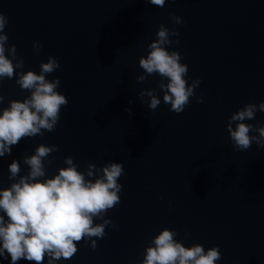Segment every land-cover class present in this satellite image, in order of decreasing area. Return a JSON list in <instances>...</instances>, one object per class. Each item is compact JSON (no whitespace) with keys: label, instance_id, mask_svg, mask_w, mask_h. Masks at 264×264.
Wrapping results in <instances>:
<instances>
[{"label":"water","instance_id":"obj_1","mask_svg":"<svg viewBox=\"0 0 264 264\" xmlns=\"http://www.w3.org/2000/svg\"><path fill=\"white\" fill-rule=\"evenodd\" d=\"M0 11L8 17L6 48L15 45L24 60L16 72L39 74L41 62L55 57L60 68L46 78H59L57 91L69 101L53 132L22 139L0 157V188L14 182V159L27 174L23 157L40 144L58 149L44 161L41 180L58 174L69 156L81 172L88 163L124 168L120 203L104 217L118 227L93 237L95 250L82 240L70 260L56 264H140L164 228L185 247L219 246L216 264H264V148L253 142L237 150L227 131L234 112L264 102V0H165L162 8L146 0H0ZM170 13L184 22L174 24ZM161 24L179 32L167 49L181 53L188 83L201 80L180 114L163 102L159 84L167 80L137 81L144 75L139 58ZM34 42L42 45L38 55ZM16 78L0 81V110L30 95ZM150 89L161 100L154 111L139 95ZM245 122L264 126V112Z\"/></svg>","mask_w":264,"mask_h":264},{"label":"clouds","instance_id":"obj_2","mask_svg":"<svg viewBox=\"0 0 264 264\" xmlns=\"http://www.w3.org/2000/svg\"><path fill=\"white\" fill-rule=\"evenodd\" d=\"M146 2L161 8L165 5V0ZM169 19L174 24L184 22L171 13ZM7 24L8 17L0 11V81L18 77L15 83L30 95L22 101L12 100L8 107L0 110V157L11 155L12 147L22 139L43 136L42 130L53 132L60 120L61 108L69 103L66 96L57 91L59 78L51 81L46 78L60 68L55 57L49 56L47 62H41L39 74L32 70L16 72L25 65L24 60L17 57L15 45L6 48ZM173 36H179V32L170 31L164 24L159 26L156 39L147 46L146 57L139 58L144 75L138 76L137 81L145 82L148 76L157 74L167 80L166 84H159L164 91L163 102L170 105V111L180 114L195 95L201 80L197 78L188 83V65L181 62V53L167 49L172 43H179L171 39ZM41 48L42 45L33 43L34 54L38 55ZM154 92L155 89H150L139 93L141 97L150 98L147 106L153 111L161 104ZM3 101L4 96L0 95V103ZM202 102L203 97H197V103ZM257 112H264V102L247 103L229 118L227 131L237 150H247L253 142L264 148V126L245 122L254 120ZM254 132L258 135H251ZM57 150L56 145L40 144L34 154L24 156L23 163L29 169L26 175L20 174L19 161L14 159L8 166V178L14 182L0 188V257H10L11 264L21 260L29 264H44L45 259L47 264L70 260L77 253L79 242L91 241L90 247L95 250L97 243L93 237L102 239L108 225L118 227L104 217L120 203L122 185L118 180L124 174L122 163L112 162L102 168L88 163L86 171L81 172L69 156L64 160L67 166L59 168L58 174L41 180L46 176L44 161ZM94 174V180L86 179L93 178ZM96 219L103 222L95 223ZM176 236L174 230H161L145 248L140 264H216L221 259L219 246L207 251L201 244L185 247Z\"/></svg>","mask_w":264,"mask_h":264}]
</instances>
